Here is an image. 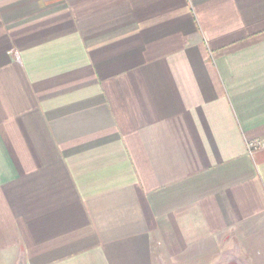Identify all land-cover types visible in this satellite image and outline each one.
Segmentation results:
<instances>
[{
  "label": "crops",
  "instance_id": "crops-1",
  "mask_svg": "<svg viewBox=\"0 0 264 264\" xmlns=\"http://www.w3.org/2000/svg\"><path fill=\"white\" fill-rule=\"evenodd\" d=\"M232 232L264 258V0H0V264H212Z\"/></svg>",
  "mask_w": 264,
  "mask_h": 264
},
{
  "label": "rangeland",
  "instance_id": "rangeland-1",
  "mask_svg": "<svg viewBox=\"0 0 264 264\" xmlns=\"http://www.w3.org/2000/svg\"><path fill=\"white\" fill-rule=\"evenodd\" d=\"M247 230H252L254 231V228L252 229H247ZM239 234V232H238ZM236 235V233H231L230 235L227 234L225 236H221L220 242H213L211 243L210 247V253L212 258L215 259V263L212 264H264V258L260 259L259 261H254V259H249L248 258V253L242 248L241 243H243L240 239L246 240L245 233H241L239 235ZM227 237V238H226ZM239 237V241L236 239ZM224 239H226L225 243H223ZM229 244L228 246L232 245L230 248L231 250L227 253H224L218 249H221V247H224L222 245ZM215 250V251H214ZM165 261V260H164ZM184 262V258H179L178 260H175L174 263H171L169 260L165 261L163 264H182ZM237 262V263H236ZM249 262V263H248ZM160 264V263H159ZM196 264H202V261L200 260L199 263Z\"/></svg>",
  "mask_w": 264,
  "mask_h": 264
},
{
  "label": "built area",
  "instance_id": "built-area-1",
  "mask_svg": "<svg viewBox=\"0 0 264 264\" xmlns=\"http://www.w3.org/2000/svg\"><path fill=\"white\" fill-rule=\"evenodd\" d=\"M262 143L261 142H259V141H254V142H249L248 143V150L251 152V151H253V150H256V149H258V148H261L262 147Z\"/></svg>",
  "mask_w": 264,
  "mask_h": 264
}]
</instances>
